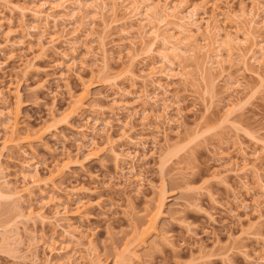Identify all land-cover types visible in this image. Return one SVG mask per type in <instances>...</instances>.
<instances>
[{"label": "rangeland", "instance_id": "1", "mask_svg": "<svg viewBox=\"0 0 264 264\" xmlns=\"http://www.w3.org/2000/svg\"><path fill=\"white\" fill-rule=\"evenodd\" d=\"M149 1L168 3V13L175 8L178 18H166L162 32L170 27L183 38L174 29L182 19L191 31L187 50L203 48L182 60L185 80L154 78L168 89V99L146 77L145 63L131 64L127 57L122 31L135 40L140 29L122 9L114 17L104 13L107 23L117 21L111 27L92 20V9L78 10L80 31L94 29L95 43L88 30L75 43L67 36L74 52L64 38L48 45L52 31L41 37V27L31 30V16L12 8L29 7V0H0V190L9 195L0 199V264H67L70 257L71 264H264V203L259 216L253 207L264 201L263 191L253 172L243 180L236 166L242 149L259 151L258 162L248 156V164L264 183V81L242 71L237 56L253 36L264 39V22L248 29L255 2L264 9V0ZM212 36L219 42L212 44ZM230 40L237 45L229 46ZM153 54L148 63L158 61ZM228 57L233 65L227 74L242 77L239 93L218 77L216 61ZM144 91L164 100L136 101ZM78 95L84 96L80 111L62 121ZM9 121L16 124L13 135ZM139 177L144 181L137 183ZM160 190L162 209L141 242L138 234L155 212ZM62 246L61 254L50 252Z\"/></svg>", "mask_w": 264, "mask_h": 264}, {"label": "bare ground", "instance_id": "2", "mask_svg": "<svg viewBox=\"0 0 264 264\" xmlns=\"http://www.w3.org/2000/svg\"><path fill=\"white\" fill-rule=\"evenodd\" d=\"M28 1V0H27ZM89 1V0H88ZM87 0H84V2L82 0H74V1H70V0H29V7H22V6H15L12 7L10 5L9 2L8 5H10V7H12L13 9L15 8L16 10L19 11L20 15L24 18L26 17L25 14H29L31 16V19L33 20L34 23H36L33 27L31 28L34 29V30H40V27L42 28V32H41V37H45L46 35V31L48 32L49 30L52 31V37L48 38L50 40H48L49 42L48 45H52L54 46L53 44L55 43H58L60 42V40L62 38H64V44H68L70 45L71 48H73L72 50L76 49V45H73L71 46V44H73L72 41H74L75 43V40L77 38H79V34L83 32L80 31V27H79V24L77 25L78 21H77V17H78V10H83V9H86V8H90L92 9V11L94 12L93 14V17H92V20H96V18L99 17V19L102 20V22L105 24V25H108L107 21H104L106 19H104V17L106 16V14H104L105 12H111V16L114 17L116 16L117 12L119 11V9H122L123 12H126L127 13V18L130 19L129 21H136L139 23V29L142 30V31H137L138 34H136V36L134 37V39H131V37L133 36L132 33H130L128 30H123L122 32V35H124V37L122 36V39H126V40H129V43H128V47L125 48V51L127 52V57H130V61H131V64L136 60H140L141 59V62H144V66L145 68H147V72L145 73L146 74V77L148 78V80H154V78H163L165 79V81L167 80L168 81H173V80H185V77H184V74L181 72V70L184 69V67L182 66V60L185 59L187 53H191V55L195 56L196 54L200 53L201 50L203 51V48L198 46L196 49L194 47V49H190L189 51L187 50L188 49V46H189V43H190V37H187L191 31H189V29L187 27H185L183 24H182V19H179L178 20V23L175 25V28L177 31H178V34L181 35V34H186V36H184L183 38H180V37H177L175 36V34H173V31H172V28L168 27L165 31L162 32V29H161V26L162 25H167L166 23V18L168 17H173V18H178L177 16L174 15V9L172 14L169 15V8H168V3L166 5V3L164 4L163 7H160L158 6V3L157 5H154L151 1L149 0H120V4L118 6V0H92V5L88 2ZM110 1V6H108L109 4H107L108 2ZM25 2V1H24ZM166 2V0L164 1ZM255 2V0H254ZM253 2V3H254ZM7 3H5V5L7 6ZM124 3V5H123ZM96 4L94 7L93 5ZM184 5V4H183ZM4 6V5H3ZM108 7H111L110 9L111 10H108L106 9ZM254 13L251 14L249 13V15L251 16V19L248 21V29L250 28L251 30L254 28L253 27H259L260 24H262L263 26V22H264V19H260V14L261 13H264V9L261 8V3L257 1V4L255 2L254 4ZM9 6H7L6 8H8ZM9 7V8H10ZM86 7V8H85ZM11 8V9H12ZM182 9V8H181ZM107 10V11H106ZM14 11V10H13ZM168 13V14H167ZM176 14V13H175ZM179 14V13H178ZM222 14V13H221ZM109 15V14H108ZM126 15V14H125ZM181 15V14H180ZM95 17V18H94ZM86 17H82V19H85ZM182 18V17H181ZM186 19V18H185ZM191 19V18H190ZM91 20V21H92ZM94 20V21H95ZM193 20V19H192ZM257 20H261V21H257ZM90 22V24H92ZM92 21V22H94ZM182 21V22H181ZM125 22V21H124ZM185 22V21H184ZM11 23V22H9ZM112 23H117V21H114V20H111V22L109 24H112ZM33 24V23H32ZM77 25V26H73L74 28H71V29H74V30H69V31H72L71 33H69V31L65 30V29H68L67 27L69 26H72V25ZM95 24V23H93ZM119 24V23H118ZM117 24V25H118ZM191 24V23H189ZM199 24V23H198ZM116 25V24H115ZM126 25V23H125ZM131 26V23L129 24ZM128 25V26H129ZM186 25V24H185ZM208 25V24H207ZM1 26L0 25V30L2 31L1 29ZM90 26V25H89ZM111 27V25H108ZM190 26V25H189ZM196 30L199 31V27L197 25H194ZM91 27H93L91 25ZM109 27V28H110ZM132 27V26H131ZM193 27V26H191ZM62 28V30L60 31V29ZM80 28V29H79ZM89 29H86L88 30V33L87 32H83V33H87L88 36H90L89 38H91V36H93V33H94V29L91 28L90 30V27H88ZM261 28V27H259ZM108 29V28H106ZM164 29V28H163ZM169 29V30H168ZM208 28H206L207 30ZM30 30V31H31ZM68 32L69 34L65 33V32ZM90 31V32H89ZM106 31V30H105ZM9 31L5 32L6 34L8 33ZM210 32V29L208 30V33ZM11 32H9L7 35L5 34L4 37H6L7 39H9L8 37L11 35L10 34ZM60 33V35L58 34ZM90 33V34H89ZM29 34V33H28ZM64 34V35H63ZM67 34V35H66ZM84 34L80 35V36H83ZM190 35V34H189ZM211 35V34H210ZM216 35V34H215ZM214 35V36H215ZM64 36H70L69 38H72V41H68V39H65L66 37ZM85 36V35H84ZM88 36H86L85 38L88 39ZM213 37V39L211 38V42L212 44H216L218 43L219 41L217 40L218 37L217 35L215 36V38L217 37V39H215ZM77 37L76 39L73 40V38ZM5 38V42L7 43V39ZM253 38H255V42L253 44L250 45L249 48H246L244 50H246L245 53L243 52H239L240 54H237V56L239 57L240 61V64H241V70L244 71V72H249V73H252L254 74L260 82H263L264 81V77H263V73H264V39L263 40H259L257 41L258 37H255L253 36ZM92 39V38H91ZM103 37H101L100 39V43L99 44L103 51L106 47V43H105V38L103 39ZM38 40V39H37ZM9 41V40H8ZM91 41V40H90ZM41 42V41H40ZM92 43H95V41L92 39L91 41ZM90 42V43H91ZM207 42V41H206ZM159 43L160 47L158 50L156 49V44ZM229 44V46H234V45H237V44H233V40H230L227 42ZM40 44V43H39ZM140 45L142 47V53H136L135 51V48ZM239 45V43H238ZM43 46V45H42ZM48 47V46H47ZM75 47V48H74ZM91 47V46H90ZM88 47V48H90ZM87 48V49H88ZM93 47H91V49L88 50V53L89 54H92V56L90 55L89 57H95L97 54L92 50ZM202 48V49H201ZM94 49V48H93ZM229 49V48H228ZM134 51H135V54H134ZM74 52H76V50H74ZM238 52V51H237ZM86 53V54H88ZM157 54V59L158 61L157 62H154V63H148L147 60H149L148 58L151 57L152 54ZM229 53L232 54V50L231 48L229 49ZM88 54V55H89ZM153 54V55H154ZM216 54V53H215ZM143 55V56H142ZM207 55V54H206ZM218 55V54H216ZM215 55V56H216ZM220 55V54H219ZM229 55V54H228ZM197 56V55H196ZM231 56V55H230ZM209 57V55L207 56ZM218 59L219 57L216 56ZM217 58H215L217 60ZM74 59V58H72ZM96 59V58H95ZM210 59V58H209ZM228 61H224V60H217L216 61V68L218 69V77L220 76V78H224L226 77L228 79V85L230 86L229 91L231 93H239V90L240 89H243V83H242V77H239V76H231L229 74H227V69H230L233 65V62H232V59L228 57L227 59ZM73 61V60H71ZM225 62H227V66L228 67H225ZM74 63V62H72ZM136 63V62H135ZM207 63V62H206ZM101 64H102V70L106 71L107 68H108V65L106 63V60L104 59L103 57V61H101ZM138 64V63H137ZM75 65V64H74ZM130 66V65H129ZM134 66V65H133ZM132 67V65H131ZM130 67V68H131ZM253 68L256 69V71L253 72ZM181 69V70H180ZM177 70H180L177 71ZM142 71V70H141ZM217 71V70H216ZM145 72V71H143ZM202 76V75H201ZM211 77V76H210ZM136 78V77H134ZM212 78H209L207 80H211ZM141 80V79H140ZM216 80V79H215ZM142 81V80H141ZM160 81V80H159ZM203 81H205V78L203 77ZM144 82V81H143ZM154 82V81H153ZM166 82V83H167ZM161 83V82H160ZM160 83H156L154 82V85H156V88H159V91L158 93H162L160 92V90L163 91L162 93V96L163 98H167V94H169L168 92V89L164 86V85H160ZM110 85V84H109ZM113 85V84H112ZM110 85V86H112ZM153 85V86H154ZM158 85V86H157ZM114 86V85H113ZM116 86V84H115ZM168 88L169 85H167ZM121 91V90H120ZM141 91V90H140ZM241 91V90H240ZM127 92V91H126ZM149 93V92H148ZM147 93V91H144L141 95L137 94L136 97H135V100L143 103V104H148L150 102H152L153 104H157L159 99L157 95V93H155V96H150L149 94ZM125 94V93H123ZM123 94H120L122 97L128 95V96H132L130 93H126V95H123ZM235 95V94H234ZM120 96V97H121ZM233 96V95H232ZM134 97V96H133ZM161 99H163L161 96H160ZM116 98H114V101H115ZM134 99V98H133ZM168 99V98H167ZM83 100H84V96L83 95H78L77 98L73 99L71 105H70V110L68 113H66L64 116H62L60 119L63 121L65 120L66 118L69 117V115L71 114H77L78 111H80L82 105H83ZM134 100V102H135ZM164 100V99H163ZM166 100V99H165ZM113 101V102H114ZM119 104V103H118ZM117 104V105H118ZM126 104V103H125ZM133 104V103H132ZM154 104V105H155ZM164 104V103H163ZM120 105V104H119ZM118 105V107L120 108V106ZM127 105V104H126ZM125 105V107L123 108V106L121 105V108L118 109L119 111L121 110H126L128 111V109L126 108L127 106ZM131 106V105H130ZM164 106H167V105H164ZM163 106V107H164ZM162 107V106H161ZM169 109L168 106L167 107H164V109ZM229 108V107H227ZM144 109V108H143ZM146 109V108H145ZM145 109L143 110V112L141 111V113H143V117L144 115L146 116V114L148 113L147 111H145ZM166 109L163 110L166 112ZM142 110V109H141ZM168 111V110H167ZM130 112V111H129ZM140 113V112H138ZM137 113V114H138ZM136 114V115H137ZM1 115V114H0ZM135 115V114H134ZM132 116V115H131ZM15 117V116H14ZM13 118V117H12ZM147 119V117H144V119ZM143 119V120H144ZM9 120V119H8ZM96 120V119H95ZM54 121V120H53ZM15 122V121H13ZM11 121H9V125L11 126V129H10V134L13 135L14 134V129L16 128V124L13 123ZM56 122V121H55ZM9 126V127H10ZM7 129V128H6ZM83 129V128H82ZM84 130V129H83ZM88 130V129H87ZM12 137V136H11ZM11 139V138H10ZM6 141V140H5ZM13 140H10V142H12ZM253 142V141H252ZM257 142V140H256ZM17 145V143H15ZM14 145V144H13ZM15 145V146H16ZM113 147V145H112ZM239 147V146H237ZM234 149V148H232ZM247 149V148H246ZM241 150V149H240ZM259 151H253L251 152V154H248L244 149L241 150L240 152V155L242 156L241 159V164L242 165H238V163H234L237 168L238 166H241L240 169H238V173H243V180L246 179L247 180V173L248 172H253L257 178V182L260 184V188L261 190L263 191V196H264V183L262 181L263 179V175H261L259 172V170L255 167V166H249V160H248V156H251L254 157V161L258 160L259 159V156L260 154ZM1 154V153H0ZM262 154V153H261ZM135 156L132 157L133 159H135ZM262 156V155H260ZM118 158V157H116ZM133 161L134 163V160L131 159V162ZM239 162V161H238ZM258 162V161H257ZM232 164L231 166L235 167L236 166ZM30 165V164H29ZM23 167V166H22ZM129 168H134L133 165L132 167H129ZM131 169V170H132ZM234 172H236V169H233ZM59 171V170H58ZM130 171V170H129ZM133 171V170H132ZM229 171V170H228ZM227 171V172H228ZM262 171V170H261ZM233 172V171H232ZM237 174V173H236ZM33 177H31L32 179ZM140 178V177H139ZM142 178V177H141ZM137 179V183H140L144 180L142 179ZM140 180V182H139ZM254 180V179H253ZM33 181V182H32ZM243 182V181H242ZM241 182V183H242ZM31 183L32 184H37L38 181L34 178L31 180ZM31 184V186H32ZM140 185V184H139ZM142 186V185H141ZM164 186V185H163ZM140 188V187H139ZM27 191H29V187L27 188ZM30 193V192H29ZM248 193V192H247ZM163 192L162 190L159 191V197H158V202L157 204L155 205V212L150 214L149 218L147 219L144 228L140 231V233L138 234L139 236V239H141V242L143 240H145L144 238L147 237V234L150 233L149 231L154 228V224H155V221L157 219V216L160 214V211H161V207H162V200H163V196H162ZM164 195V194H163ZM3 198H9V195L3 193L1 190H0V199H3ZM162 198V199H161ZM239 201V200H238ZM253 201V200H252ZM241 204L243 203L242 201H240ZM256 205L253 206L254 207V212L255 213H258V216H259V213H261V209L262 207L264 206L262 203H264V201H256L254 202ZM49 205V204H48ZM263 205V206H262ZM246 207V204L243 205L242 207ZM65 208V207H64ZM63 208V209H64ZM248 208V205L247 207ZM241 209V208H240ZM243 209V208H242ZM245 209V208H244ZM42 211V210H41ZM41 212H38L37 214L39 215ZM55 213V214H54ZM53 213L54 216H59L60 215V212H58L57 210H55V212ZM64 213V212H63ZM62 213V214H63ZM29 214V213H28ZM37 217L40 218L39 215ZM63 216V215H62ZM261 216V215H260ZM43 217V216H42ZM262 217V216H261ZM44 218V219H43ZM41 218L42 221L46 220L45 217ZM153 230V229H152ZM151 230V231H152ZM69 235V233H68ZM72 237V235H70ZM236 241V240H235ZM234 242V241H233ZM63 247V246H62ZM57 248V249H50V252L51 253H57V254H61V252L65 251L64 247L63 248ZM60 257H62V255H60ZM71 258V257H70ZM69 259V263L67 264H71V261ZM264 258V257H263ZM67 259V260H68ZM74 260V259H73ZM73 262V261H72Z\"/></svg>", "mask_w": 264, "mask_h": 264}]
</instances>
